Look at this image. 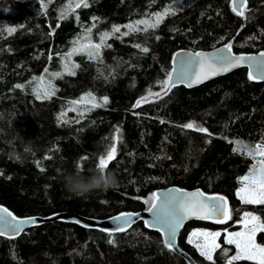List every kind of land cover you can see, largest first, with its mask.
Instances as JSON below:
<instances>
[{"label": "trees", "instance_id": "1", "mask_svg": "<svg viewBox=\"0 0 264 264\" xmlns=\"http://www.w3.org/2000/svg\"><path fill=\"white\" fill-rule=\"evenodd\" d=\"M174 1L181 6L159 27L110 37V47H102L98 59L74 54L75 75L61 69V56L82 28L95 22L92 35L97 40L98 32L146 17ZM231 2L89 0V7L60 19L66 0H52L46 12L40 10L39 0H0V204L17 216L71 212L106 218L148 208L144 201L160 188H201L224 195L232 219L224 224L188 221L178 243L199 264H227L223 250L231 256L235 246L226 244L222 234L212 261L186 238L195 227L234 229L244 210L264 222V205L243 204L236 195L240 178L254 163L240 146L264 143V80H250L248 69L240 67L192 87L175 84L159 98L149 93L161 91L159 82L166 79L179 50L231 43L235 53L264 52V0H248L244 17L232 11ZM5 25L17 31L9 35ZM136 44L149 51H140ZM45 68L62 75L52 79L54 96L37 99L33 77ZM86 93L99 100L108 97V103L63 123L60 112ZM142 97L147 102L133 108ZM189 122L208 132L184 128ZM116 128L120 139L107 170L115 174L117 185L83 197L70 195L64 175L79 172L87 180L89 169L96 168L113 143ZM255 241L264 244V232H257ZM0 264L188 263L165 248L161 234L141 221L110 235L55 220L17 237L0 236Z\"/></svg>", "mask_w": 264, "mask_h": 264}, {"label": "snow or ice", "instance_id": "2", "mask_svg": "<svg viewBox=\"0 0 264 264\" xmlns=\"http://www.w3.org/2000/svg\"><path fill=\"white\" fill-rule=\"evenodd\" d=\"M52 3V0H44L40 2V10L46 12L48 5ZM248 0H232L231 9L239 17H244L247 11ZM89 0H77L75 5L69 3L65 6V9L60 14V19H66L67 14L70 12H75L76 9L81 7H89ZM174 9L169 6L163 9L161 12L152 13L149 15L148 19H140L133 21L123 27L128 29L121 33L120 26H113L111 32H105L100 35V42L93 43L91 39L87 36L78 38L73 42V48L68 51L62 58L65 61L64 70L69 75H75L72 68L76 65L71 64V57L77 53H83L88 56L89 59H98L100 56V49L102 47H110L106 45V40L117 33H121L123 36H129L136 32H148L149 29H155L163 22L165 17L169 15H174ZM59 26V25H57ZM95 27V24L92 25ZM9 35L15 33L17 29L15 27H8L6 29ZM92 28H87L86 32L91 33ZM81 39L87 40V43H81ZM134 47L140 49V51L147 53L149 49L147 47H142L140 44L134 45ZM232 45L231 43H226L223 45L222 49L217 50V54L213 57H209L203 52H195L193 56L187 60L181 61L178 68H174L171 72L166 73V79L160 81V92L149 93L150 96H155L157 98L162 95H167L168 92L175 86L173 81V76L175 74V79L180 82H186L187 87H192L195 84L202 83L204 80L209 79L212 76H216L230 69L237 67L244 61L243 56H229L226 53H231ZM260 57H264V52L259 53ZM198 58V59H197ZM51 59V57H50ZM46 75H41L39 77H33L35 86L33 87V92L37 99H50L55 95L56 89L52 84V79L60 77L61 72L49 73L48 69L44 70ZM51 78H48V77ZM248 78L250 80L254 79H264V76H256L250 70L248 72ZM16 88H24L23 84H17ZM147 102V97H142L137 100L133 105V108H137L141 103ZM73 105L84 106V111H91L95 108L103 107L108 103V97H102L97 100L92 93H86L81 96L79 100H74L71 102ZM76 111L74 107L71 109ZM84 111H81L80 116L84 115ZM66 113L60 114V120L63 123H69L68 120L64 119ZM79 122V121H75ZM186 129H193L200 133H207L208 130L204 127L195 125L193 122H189L183 125ZM113 143L110 144L106 150V155H102L96 165V168L107 169L108 164L115 158L117 147L116 141L120 139V129L116 128L114 135L110 138ZM237 149H233L236 151ZM256 160V164L250 170L248 175L240 178L242 187L236 192L240 201L243 204H257L264 205V143H259L254 146V148L247 153ZM178 195H169L161 198L160 195L153 192L149 199H146L144 203L148 204L149 207L146 209L147 212L152 213L151 223L145 220L144 224L146 227L156 228L157 231H161L166 237L163 240V246L169 251H177L178 246L176 244V234L177 230L182 226L183 221L191 217L198 219H212L215 223L224 224L232 219L230 210L227 206V200L222 196H209L205 197L199 190L188 193H181V190H174ZM139 217L138 213H121L119 216L111 217L112 220L118 221L119 226L113 230L101 229V231H109L111 235L112 232H125L132 224V217ZM36 218H18L13 215L5 207H0V236L8 235L9 238H13L21 233L22 226L24 224L32 223L35 224ZM74 223L80 224L81 221L73 219ZM240 223L243 224V230L239 232H231L225 236L224 242L228 245H235V254L229 256L227 250H223L225 253V258L227 264H234L236 261L250 260L254 261L255 264H264V246H261L255 242V235L257 232H264V222L260 221V218L251 214L244 213L241 218ZM89 227L88 225H84ZM221 235L220 232H200L194 231L189 234L188 243H194L193 237H203L204 243L195 242V247L200 251V255L206 260L212 261V253L220 247L216 243L215 238ZM108 243H114V240L109 239Z\"/></svg>", "mask_w": 264, "mask_h": 264}, {"label": "water", "instance_id": "3", "mask_svg": "<svg viewBox=\"0 0 264 264\" xmlns=\"http://www.w3.org/2000/svg\"><path fill=\"white\" fill-rule=\"evenodd\" d=\"M222 48H223V45H220V46L208 49V50H197V51H193V50H189V49L179 50L173 55L171 71L174 68H178L181 61L187 60L188 58L192 57L193 53H195V52H203L206 55H208L209 57H213L217 54V50L222 49ZM259 53L260 52H257V53H235L233 50H231V53H226L227 55L233 56V57L234 56H243L244 57L243 63H241L237 67L230 69L228 72L235 70L237 68H240V67H246L248 69V72L251 70L253 72V74L256 76H264V57H260ZM225 73H227V72H225ZM225 73H222V74H225ZM222 74H219V75H222ZM219 75H216V76H219ZM216 76H212L209 79H212ZM209 79H207V80H209ZM207 80H204L203 82H205ZM261 80H264V79H261ZM173 81H174V84H183L186 86V82L182 83L179 80L175 79V74L173 76ZM195 85H198V84H195ZM195 85H193V86H195ZM177 189L181 190V193H188V192H194V191L199 190L200 192H202L204 194L205 197L222 196L227 200V206L229 208L228 199L224 195H222V194H209V193L204 192L201 188L187 189L184 187H179L177 185H170V186H167L164 188L157 189L155 191V193H157L158 195L161 196V198H163V197H166L169 195L180 194V193H177L174 191ZM0 207H5L10 212L13 213L12 210H10L7 206H5L3 204H0ZM146 209H142V210H138V211H124V212H120L118 214H115L113 216L106 217V218L86 217V216H82V215H79L76 213H71V212H57V213H54V214H51L48 216L30 215V216L18 217L14 213H13V215H15L16 217L21 218V219L29 218V217H35L36 218L37 222L35 224H32V223L24 224L22 226L21 233L24 232L26 229L33 227L35 225L41 224V223L52 222L55 220H63V221L73 222V219H77V220L81 221L80 225H82V226L88 225L89 227H87V228H96L99 230H101V229L113 230L119 226V222L112 220L111 217L119 216V214H121V213H138L139 214V217L133 216L131 218L133 221L131 225H133L139 221L143 222V224H144L145 220H147V221H149V223H151L152 213L147 212ZM191 220H195V221H199V222L214 221L212 219H198L195 217H191L189 219L184 220L182 226L177 230V234H176V244L178 246V250L173 251V252L175 254H177L178 256L182 257L188 264H199L193 258V256H191L186 250H184L178 243V238H179V235H180V232H181L183 226L188 221H191ZM146 228H148L150 230H156L157 231V229L153 228V227H146ZM106 232H109V231H106ZM158 232L161 234L162 240H164L166 237L163 235V233L161 231H158ZM19 235H17V236H19ZM17 236H15V237H17ZM3 237L9 238L8 235H5Z\"/></svg>", "mask_w": 264, "mask_h": 264}, {"label": "rangeland", "instance_id": "4", "mask_svg": "<svg viewBox=\"0 0 264 264\" xmlns=\"http://www.w3.org/2000/svg\"><path fill=\"white\" fill-rule=\"evenodd\" d=\"M46 1L47 0H44V2L46 3ZM40 2H41V0H39V6H40ZM77 2V0H66V5L67 4H69V3H72V5L74 6L75 5V3ZM65 5V6H66ZM169 6H171L173 9H174V11H177L178 9H179V7L181 6V3L179 2V1H174V2H172V3H169V4H167L163 9H165L166 7H169ZM163 9H161V10H159V11H156V12H161ZM156 12H153V13H156ZM152 14V13H151ZM148 17H149V15L148 16H146V17H143V18H140V19H148ZM140 19H138V20H140ZM136 21V20H135ZM131 22H133V21H131ZM131 22H128V23H125V24H122V25H115V26H120L121 27V33H123V32H125V31H128V29H126V28H124L123 26L124 25H126V24H129V23H131ZM93 24H95V22H93L90 26H87V27H84V28H82L81 30H80V32L78 33V35L77 36H75L73 39H72V43H71V45H70V47H69V49L61 56V59H60V65H61V69L63 70V71H65L64 70V64H65V61L62 59L64 56H65V54L68 52V51H70L72 48H73V46H74V44H73V42L74 41H76L78 38H82V37H85V36H87V37H89L90 39H91V41L93 42V43H99L100 42V35L102 34V33H105V32H111V30H112V27L114 26H111V27H108L106 30H104L103 32H98L97 33V35L95 34V36H96V38H97V40L96 39H94V37H93V33H92V31H93V27H92V25ZM8 27H10L9 25H5L4 26V30L6 31V29L8 28ZM92 28V31H91V33H88V32H86V29L87 28ZM7 32V31H6ZM121 33H117V34H115V35H112V36H110V37H125V36H123ZM109 37V38H110ZM108 38V39H109ZM108 39L106 40V43H107V41H108ZM81 43H87V40H83V39H81ZM71 64H72V57H71ZM49 73H52V71H49ZM42 75H46L45 74V72L42 74ZM41 76V75H40ZM48 78H51L50 76L48 77ZM85 95V94H84ZM84 95H82V96H84ZM76 100H79V99H76ZM97 100H99L98 98H97ZM72 101H74V100H72ZM71 101V102H72ZM70 102V104L63 110V111H61L60 112V114L61 113H66V115L64 116V119L65 120H68L69 118H72V117H78V116H80V112L81 111H84V106H77V105H73L72 103ZM76 108L77 110L76 111H72L71 109L72 108ZM84 112H86V111H84ZM259 144V143H258ZM256 145V144H255ZM255 145H246V146H240V148H243L244 147V152L247 154L249 151H251L253 148H254V146ZM248 155V154H247ZM249 156V155H248ZM252 157V156H251ZM254 164H256V160H254V163L251 165V167H250V169H249V171L245 174V175H248L249 174V172H250V170L253 168V165ZM245 175H243V176H245ZM242 176V177H243ZM242 187V184H241V181L239 180V187L237 188V190L239 189V188H241ZM237 190H236V192H237ZM238 197V196H237ZM239 198V197H238ZM240 200V199H239ZM251 213V214H253V215H255V216H257L254 212H252V211H249V210H244L242 213H241V217H240V219L238 220V222L236 223L237 225H236V228H234V229H229L228 227H225V228H223V229H216V230H212V229H210V228H207V227H195V228H193V229H191L190 231H189V233H188V235H187V238H186V240L188 241V237H189V234L190 233H192V232H194V231H200V232H220L221 234H222V236H223V240H225V236L228 234V233H231V232H239V231H242L243 230V224L242 223H240V221H241V218L244 216V213ZM220 237V236H219ZM219 237H216L215 238V240H216V243L217 244H219ZM193 240H194V243H192V245H194L195 246V242H200V243H204V238L203 237H193ZM256 242V241H255ZM257 243V242H256ZM257 244H259V243H257ZM259 245H261V246H264V244H259ZM235 246V245H234ZM196 248V247H195ZM197 249V248H196ZM199 251V250H198ZM235 251H236V249H235ZM199 253H200V251H199ZM213 254V253H212ZM235 254V252L232 254V255H234Z\"/></svg>", "mask_w": 264, "mask_h": 264}, {"label": "clouds", "instance_id": "5", "mask_svg": "<svg viewBox=\"0 0 264 264\" xmlns=\"http://www.w3.org/2000/svg\"><path fill=\"white\" fill-rule=\"evenodd\" d=\"M89 171L91 175H89L87 180L79 172L64 175V187L70 195L83 197L92 190L100 189L106 191L114 188L118 183L115 174L107 169L94 168L89 169Z\"/></svg>", "mask_w": 264, "mask_h": 264}, {"label": "bare ground", "instance_id": "6", "mask_svg": "<svg viewBox=\"0 0 264 264\" xmlns=\"http://www.w3.org/2000/svg\"><path fill=\"white\" fill-rule=\"evenodd\" d=\"M18 217H22V216H18Z\"/></svg>", "mask_w": 264, "mask_h": 264}]
</instances>
